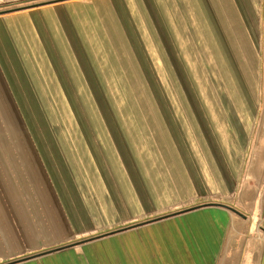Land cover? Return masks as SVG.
Here are the masks:
<instances>
[{
	"label": "rangeland",
	"instance_id": "obj_1",
	"mask_svg": "<svg viewBox=\"0 0 264 264\" xmlns=\"http://www.w3.org/2000/svg\"><path fill=\"white\" fill-rule=\"evenodd\" d=\"M61 5L58 22L22 16ZM209 6L215 5L0 0V194L33 195L44 178L45 149L66 153L114 131L174 158L175 141L185 153L194 144L196 163L202 156L222 172L218 196L181 210L219 203L251 211L254 195L264 201V158L255 155L264 145V12ZM58 25L68 43L51 35ZM23 101L60 107L29 119Z\"/></svg>",
	"mask_w": 264,
	"mask_h": 264
},
{
	"label": "crops",
	"instance_id": "obj_2",
	"mask_svg": "<svg viewBox=\"0 0 264 264\" xmlns=\"http://www.w3.org/2000/svg\"><path fill=\"white\" fill-rule=\"evenodd\" d=\"M210 4L212 10L264 12V0ZM63 7L22 16L45 14L46 21L58 22ZM50 33L69 42L64 26ZM104 135L89 147L63 148L66 153L45 149L44 178L33 195L0 194V264L69 244L77 245L17 264H264L260 195H254L251 211L239 208L243 217L206 207L150 222L218 196L216 189L224 188L222 172L202 156L197 164L194 144L185 153L175 141L174 158V152L169 157L147 144L134 146L131 137H116L114 131ZM255 155L264 158V145ZM259 171L257 161L251 172Z\"/></svg>",
	"mask_w": 264,
	"mask_h": 264
},
{
	"label": "water",
	"instance_id": "obj_3",
	"mask_svg": "<svg viewBox=\"0 0 264 264\" xmlns=\"http://www.w3.org/2000/svg\"><path fill=\"white\" fill-rule=\"evenodd\" d=\"M206 207H221V208H224V209H227L235 214H238L240 216H242V214L240 212H238V210L228 206V205H225V204H219V203H206V204H201V205H197V206H193V207H190V208H187V209H184V210H181L179 212H174L168 216H165V217H160V218H156L155 220H152L150 222H155V221H159V220H162L166 217H173V216H177V215H181V214H184V213H189V212H192V211H195V210H198V209H201V208H206ZM243 217V216H242ZM150 222H147V223H150ZM122 230H119V231H115V232H112V233H117V232H120ZM77 244H69V245H66V246H61V247H58V248H53L51 250H48L46 252H43L41 254H35L33 256H29V257H26V258H20V259H16V260H12L10 262H7L5 264H17V263H21V262H24V261H27L29 259H32V258H37V257H40V256H43V255H47V254H52V253H55V252H58V251H61V250H65V249H69V248H72V247H75Z\"/></svg>",
	"mask_w": 264,
	"mask_h": 264
},
{
	"label": "trees",
	"instance_id": "obj_4",
	"mask_svg": "<svg viewBox=\"0 0 264 264\" xmlns=\"http://www.w3.org/2000/svg\"><path fill=\"white\" fill-rule=\"evenodd\" d=\"M87 92L86 93H90L91 97L96 99L97 101H100V94L99 93H96L95 92V96H94V92H91L90 90L86 89ZM93 94V95H92ZM20 105L22 108H24V112H25V115L30 119V116L32 115H36L38 120H40V117L42 115V109L45 110L46 114L48 115H51L53 114V110H58L60 106H56L52 108L51 110V106H48V105H45V106H40V105H37V104H27L25 101L23 102H20ZM73 110L71 111V114L74 115L77 113V107L75 108H72ZM35 116V117H36ZM36 121V119H33ZM38 122V121H37ZM41 148V147H40ZM42 149V148H41Z\"/></svg>",
	"mask_w": 264,
	"mask_h": 264
},
{
	"label": "bare ground",
	"instance_id": "obj_5",
	"mask_svg": "<svg viewBox=\"0 0 264 264\" xmlns=\"http://www.w3.org/2000/svg\"><path fill=\"white\" fill-rule=\"evenodd\" d=\"M262 117H263L262 119H263V121H264V114L262 115ZM262 126H263V125H262ZM261 132H263V133H264V129H263V131H261Z\"/></svg>",
	"mask_w": 264,
	"mask_h": 264
}]
</instances>
